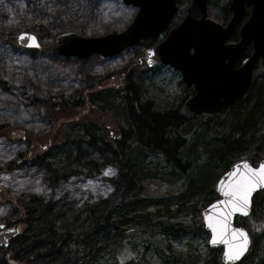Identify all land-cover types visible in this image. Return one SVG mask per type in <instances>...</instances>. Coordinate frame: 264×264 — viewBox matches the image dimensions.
Masks as SVG:
<instances>
[{"label":"trees","instance_id":"obj_1","mask_svg":"<svg viewBox=\"0 0 264 264\" xmlns=\"http://www.w3.org/2000/svg\"><path fill=\"white\" fill-rule=\"evenodd\" d=\"M222 11L226 19L227 7ZM39 29L31 31L41 38L43 34L39 32L43 31ZM5 36L14 41V33H5ZM237 40L236 29L228 41ZM153 41H143L139 47L144 52ZM249 50L246 48L244 55H248ZM30 51L37 53L35 49ZM140 85L141 81L127 78L121 92L93 88L72 103L50 98L40 104L54 115L70 112L63 117L65 122L59 120L54 126L57 128L55 134L59 131L62 137L43 149L19 153L18 158L22 157L23 161L11 164L35 166L52 187L70 176L97 177L110 165L116 170V176L109 180L119 204L114 205L111 198L87 204L76 211L54 199L23 196L10 208L15 218H7L3 223L7 226L19 223L23 229L6 249H2L0 264H9L8 259L17 264H97L104 254L115 248V243L126 242L136 233L150 232L155 225L169 231H183L189 227L183 220L206 233L201 206L218 198L211 186L213 179L240 159L249 158L255 165L257 156L264 152V75L260 80L255 76L247 96L226 111L212 117L191 119L180 112L182 100L174 109H155L151 101L143 99ZM81 108L110 114L115 127L107 130L94 120H77L74 114L71 116ZM199 139L206 163L196 174L192 166V161L197 159L196 151L191 155L186 146L189 141L195 145ZM92 151H96L99 158L93 157ZM152 158L161 162H151ZM160 164L164 172L158 173ZM193 174L195 179L192 180ZM169 177H175L177 187L183 188L180 191L183 203L180 202L181 206L171 215L158 198L149 195L147 187L150 182L162 183ZM200 201L203 204L198 205ZM252 206L251 218L262 223L260 228L264 229V190L253 196ZM138 219L147 220V223L136 228ZM242 223L253 232L246 220ZM168 251L169 247L164 254ZM220 251L209 249L210 262L220 263Z\"/></svg>","mask_w":264,"mask_h":264},{"label":"rangeland","instance_id":"obj_2","mask_svg":"<svg viewBox=\"0 0 264 264\" xmlns=\"http://www.w3.org/2000/svg\"><path fill=\"white\" fill-rule=\"evenodd\" d=\"M178 1V10L172 24L149 46L161 42L168 30L175 26L174 23L179 24L184 17L189 0ZM210 1L213 2L212 5ZM229 4L230 0H208V17L224 25L231 16ZM224 6L229 12L226 19L223 18ZM136 11L137 8L125 5L121 0H0V224L5 223L7 218H15L10 208L23 196L37 195L45 200L54 199L76 211L87 204L111 198L114 205L119 204L109 180L116 176V170L110 165L104 167L97 177L70 176L59 180L52 187L45 182L41 170L35 166L11 164L23 161L22 157L18 158L19 153H25L29 149H43L45 145L56 143L62 137L59 131L55 134L57 128L54 126L60 123L59 120L65 122L63 117H67L70 112H56L54 115L40 104L50 98L72 103L93 88L121 92L127 78L141 81L143 99L151 101L153 107L161 111L174 109L181 100L185 101L192 94V87L185 86L179 70L168 65L149 68L142 58L143 50L139 46L106 59L92 55L79 60L73 57H54L38 50L33 53L30 49L19 46L16 40L19 33L35 34L31 30H38L40 27L43 32L39 33L43 35L37 38L41 45L53 42L57 34L68 31L83 37L118 33L127 28ZM248 13L249 9L246 16ZM5 33H14V41L4 37ZM255 75L260 80L264 75V68L258 65ZM181 107L180 105V112ZM73 114L77 120H94L107 130L115 127L113 116L92 108H81L72 112L71 116ZM201 141L199 139L195 142L196 147L191 141L186 146L191 155L196 151L197 159L192 161L196 174L206 163ZM90 154L99 158L96 151ZM263 157L264 152L257 156L258 160ZM156 161L161 162L159 159H151V162ZM161 165L158 173L164 172ZM218 177L213 179L211 185L215 193ZM169 178L162 183L150 182L147 187L149 195L158 198L161 206L167 208L171 215L181 206L180 191L183 188L177 187L175 177ZM201 204L203 202H198V205ZM243 219L253 230L248 231L252 244L239 264H264V229L260 228L262 223L252 219L251 214ZM243 219L237 218L236 222L243 225ZM183 221L189 227L180 232L155 225L150 232H142L141 235L136 233L128 237L126 242H117L115 248L104 254L97 264H213L209 258V233L198 231L195 224L188 220ZM146 223L147 220L138 219L135 227L140 228ZM22 229V224L18 223L19 232ZM167 247L169 251L164 254ZM2 257L0 249V261ZM8 262L17 264L12 259H8ZM219 262L223 264L221 259Z\"/></svg>","mask_w":264,"mask_h":264},{"label":"water","instance_id":"obj_3","mask_svg":"<svg viewBox=\"0 0 264 264\" xmlns=\"http://www.w3.org/2000/svg\"><path fill=\"white\" fill-rule=\"evenodd\" d=\"M121 1L137 8L132 21L122 32L95 37H83L73 31L62 32L46 45H41L33 33L21 32L27 34V37H34L35 41L27 37L19 39V33L16 37L17 43L21 47L34 48L54 57L83 60L97 55L100 59H106L138 46L143 41L156 39L170 26L178 10V0ZM207 3L208 0H189L180 23L170 28L161 42L147 47L142 56L150 68L168 65L179 70L185 86L193 88V94L183 103L181 109L188 119L195 116L212 117L242 101L252 87L256 67L260 65L264 68V0H230L228 10L231 16L224 25L208 17ZM247 9L249 13L246 16ZM237 28L238 41L228 42ZM248 46L251 49L250 55L237 66L238 58ZM245 162L257 168L264 162V158L256 165L248 160H239L231 165L216 181L215 189L219 198L201 211L204 228L209 232V247L221 248L220 259L223 264H226L223 257L225 244L221 240L216 244L209 243L212 232L207 227L205 215L214 214L216 210L211 205L224 199L218 188L221 181L226 183L230 179L227 173L236 168L242 169ZM263 189L264 187H259L253 191L247 215L233 213L229 218L232 228H241L247 233L249 243L239 259L228 261L227 264H238L246 256L250 237L244 227L235 224V218L250 215L252 198ZM16 230L17 224L0 229V248H7L10 240L18 235Z\"/></svg>","mask_w":264,"mask_h":264},{"label":"snow or ice","instance_id":"obj_4","mask_svg":"<svg viewBox=\"0 0 264 264\" xmlns=\"http://www.w3.org/2000/svg\"><path fill=\"white\" fill-rule=\"evenodd\" d=\"M27 34L21 33L19 39H24ZM33 42L34 37H27ZM108 174V173H106ZM230 178L226 183L221 181L218 190L224 196L223 200H218L211 207L216 210L212 215H205L207 227L211 229V244H216L218 240L223 241L225 249L223 257L226 261H235L247 250L248 235L241 228H232L229 218L233 213L248 214L250 206V197L257 188L264 187V162H261L257 168L251 167L247 162L243 168H236L227 173ZM222 206V207H220ZM4 228L0 224V229ZM7 231H14L7 229ZM18 231V230H16Z\"/></svg>","mask_w":264,"mask_h":264},{"label":"flooded vegetation","instance_id":"obj_5","mask_svg":"<svg viewBox=\"0 0 264 264\" xmlns=\"http://www.w3.org/2000/svg\"><path fill=\"white\" fill-rule=\"evenodd\" d=\"M250 51V50H249ZM245 53V52H244ZM244 53L238 58V60H237V62H236V65L238 66L239 65V63L243 60V59H245L247 56H249L250 55V52H249V54L248 55H244ZM254 76H256L255 75V73H254ZM192 94H193V88H192ZM264 190V189H263ZM260 191H262V190H260ZM259 191V192H260ZM258 193V192H257ZM8 226H5L4 228H7Z\"/></svg>","mask_w":264,"mask_h":264}]
</instances>
